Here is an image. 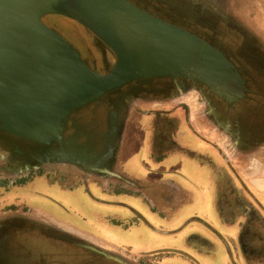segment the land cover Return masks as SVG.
Returning a JSON list of instances; mask_svg holds the SVG:
<instances>
[{
	"label": "flooded vegetation",
	"instance_id": "1",
	"mask_svg": "<svg viewBox=\"0 0 264 264\" xmlns=\"http://www.w3.org/2000/svg\"><path fill=\"white\" fill-rule=\"evenodd\" d=\"M129 1L220 49L238 68L248 91L232 101L198 81L140 79L73 113L59 143L36 146L0 132V264H165V255H177L168 250L134 252L106 237L107 224L95 229L92 204L97 189L139 197L152 211L158 210L142 183L128 176L125 152L131 127L140 134H135L136 149L147 140L150 154L174 151L184 138L192 136L212 143L227 160L264 157V0H208L214 10H218V2L225 6L223 14L219 13V33L211 25L205 33L190 22H178L151 1ZM81 26L99 58L90 59L74 47L91 68L106 74L115 58L113 51ZM101 105L108 110L102 126L97 120ZM113 113H117L115 120ZM14 192L25 197H12ZM82 192V198L77 196ZM28 196L41 204L25 200ZM72 198L83 202L85 209ZM78 221L90 230L79 227ZM104 221L129 229L138 223V217L126 224L109 218ZM263 234L255 224H244L241 252L249 258L261 257Z\"/></svg>",
	"mask_w": 264,
	"mask_h": 264
},
{
	"label": "water",
	"instance_id": "2",
	"mask_svg": "<svg viewBox=\"0 0 264 264\" xmlns=\"http://www.w3.org/2000/svg\"><path fill=\"white\" fill-rule=\"evenodd\" d=\"M77 21L114 53L109 71L43 20ZM148 78L198 81L236 101L247 89L238 68L195 33L129 0H0V132L51 146L70 116L127 84Z\"/></svg>",
	"mask_w": 264,
	"mask_h": 264
},
{
	"label": "crops",
	"instance_id": "3",
	"mask_svg": "<svg viewBox=\"0 0 264 264\" xmlns=\"http://www.w3.org/2000/svg\"><path fill=\"white\" fill-rule=\"evenodd\" d=\"M183 142L166 154H150L148 141L142 140L126 158L128 176L142 183L157 211L139 197L97 189L112 198L96 192L95 229L107 224L106 237L134 252H178L165 255V264H264V254L249 258L240 247L244 224L264 233V157L227 160L210 142L192 136ZM134 217L138 223L129 229L104 221L126 224ZM140 232L151 243L141 250L127 240Z\"/></svg>",
	"mask_w": 264,
	"mask_h": 264
},
{
	"label": "rangeland",
	"instance_id": "4",
	"mask_svg": "<svg viewBox=\"0 0 264 264\" xmlns=\"http://www.w3.org/2000/svg\"><path fill=\"white\" fill-rule=\"evenodd\" d=\"M151 1V3H154L158 5L161 9L162 12H164L167 15H171L169 17H172L176 19L178 22H190V24L194 25L196 28H198V31L205 32L208 31V28L210 25L215 29L218 33L221 31L222 27L219 24L220 21V15H222L225 10V6L223 2H218V10H214L208 6L207 2L208 0H147ZM220 13V15H219ZM231 17L236 16L234 12H230ZM238 21V16L234 17ZM43 22L48 25L49 27L55 29L58 31L60 34L63 35L65 39H67L71 44L75 45L79 50H82V52L90 59H98L99 55L97 54L96 50L92 47V45L88 42V34L84 32V28L77 24L75 20H72L71 18H68L66 16L62 15H49L46 16L43 20ZM239 23V21H238ZM240 24V23H239ZM241 25V24H240ZM206 33V32H205ZM251 49V48H247ZM246 50V49H245ZM244 51V50H243ZM84 55V56H85ZM113 60V58L111 59ZM110 66V65H109ZM109 71V69H108ZM114 93L111 92L110 95ZM109 100L111 98H108ZM98 101V100H97ZM96 102V101H95ZM94 102V103H95ZM112 102V100H111ZM92 103V104H94ZM90 104V105H92ZM88 105V106H90ZM88 106H85L83 108H86ZM81 108V109H83ZM97 107H95L96 109ZM101 109V114L99 113L98 115V122L100 126L104 125V123L107 121V115L106 113L108 110L105 108L104 105L99 106ZM79 111V110H78ZM89 112V111H88ZM85 114V113H84ZM117 116V113H115ZM115 114L113 113V119L115 120ZM88 115V114H87ZM90 118V114L88 115ZM117 118V117H116ZM130 138L126 142V152L125 155L130 154V156L134 155V153L137 151L136 145H135V134L140 137L139 132L135 131L133 127L130 129ZM139 149V148H138ZM134 163V162H133ZM28 191V190H27ZM101 193V191H98L97 194ZM102 194V193H101ZM108 198V201L112 197H109L107 194H102ZM18 197L20 199H23L25 197L24 193L21 192H14L12 194V197ZM77 196L82 198V193L81 196L77 194ZM117 196V195H116ZM75 197V196H73ZM77 198V197H75ZM64 200H68L69 198L62 197ZM74 204L77 205L79 208H82L83 210L85 209V205L83 202H79L77 199H74ZM86 199V198H84ZM116 199V198H113ZM27 201H30L33 204H41V202L32 196H28ZM122 200V199H120ZM78 223L79 227L85 229V230H90V228L86 227L83 223L81 222H76ZM77 225V224H76ZM144 231V230H143ZM143 232H140L139 234H133L130 238H128V244L132 245L135 249H142L148 245L151 246V243L149 242V237L147 235H143ZM149 242V243H148Z\"/></svg>",
	"mask_w": 264,
	"mask_h": 264
}]
</instances>
